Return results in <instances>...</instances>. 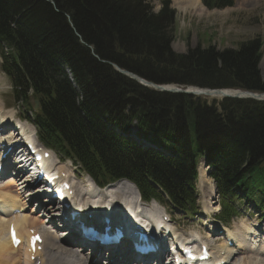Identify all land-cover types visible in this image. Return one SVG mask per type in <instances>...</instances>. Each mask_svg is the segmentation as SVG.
<instances>
[{
	"label": "trees",
	"instance_id": "trees-1",
	"mask_svg": "<svg viewBox=\"0 0 264 264\" xmlns=\"http://www.w3.org/2000/svg\"><path fill=\"white\" fill-rule=\"evenodd\" d=\"M205 3L218 8L233 0ZM175 20L169 0L158 13L146 0H0V48L10 49L9 74L25 106H33L30 87L41 102L35 115L41 138L61 141L94 172L134 177L140 184L152 179L181 205L191 200L197 162L206 156L223 193L264 206V102L226 99L209 106L192 96L151 90L99 60L156 83L264 91V43L176 53ZM61 64L73 72L79 90ZM135 120L172 155L137 145L134 150L105 122L128 129Z\"/></svg>",
	"mask_w": 264,
	"mask_h": 264
},
{
	"label": "bare ground",
	"instance_id": "bare-ground-1",
	"mask_svg": "<svg viewBox=\"0 0 264 264\" xmlns=\"http://www.w3.org/2000/svg\"><path fill=\"white\" fill-rule=\"evenodd\" d=\"M174 1L178 9L181 10L182 12H185L187 9H192L196 11L199 15L208 14L210 12V10H208L204 6L202 0H174ZM242 2L244 5H248V3H250L256 6L260 1L259 0H242ZM71 73L73 74L72 71ZM213 96H216V95H213ZM3 107L4 105L0 103V111L4 110L8 112L10 117L15 114V110L13 108L5 110ZM3 118L8 119V116L3 117ZM105 122L107 126L112 130L111 128L112 123L110 121H105ZM18 129L21 130L20 134H23L24 137L26 138L29 137L28 139L31 140L32 136H29L28 134H26L27 133L26 129L28 131L30 130V134H32V132L34 131L31 124L24 123L21 125V127L16 128L15 130H18ZM115 136L119 138L116 134ZM18 139L19 138H13L12 140L16 141ZM122 142L128 144V146H130L133 149L137 148V146L131 142L127 143L124 140ZM5 146H6V149H9L10 147H12V145H10L9 143H7ZM142 147L151 150L149 146L148 147L142 146ZM14 151H15V146L12 147L11 154H13ZM43 162L47 164L53 163L52 157L51 159L47 161L44 160ZM202 163L204 164L205 167H207L206 165L211 166V164L209 163L205 164L204 161L202 160V162H200V168H201ZM67 167H68L67 164L65 165L61 164L60 166L55 167V168L60 173H63V172L68 173V170L66 169ZM201 170H200V177L202 175ZM28 173H30V171ZM23 178H24L23 179L24 181L22 182L23 188L29 187L31 184V180H32L31 175L30 176L27 175L25 177L23 176ZM13 180L14 178L10 177L5 183H0V199L3 202V207L5 211L4 215L0 214V260H3V259H5L3 261L10 260L11 264H99L102 261L104 263L108 262V264H125L124 258H120L119 256H113V258L106 256L105 258L101 254L100 251H97V255L91 254V255L84 256L80 254V252L75 251L74 249L70 248L69 245L74 243L75 240H73L72 238L66 239V237L65 238L62 237L64 236L66 230L58 234V232L54 231L51 227L44 224L43 220H41L36 214L37 212H35V210H38L37 207H31L29 213L24 212V210L28 208L27 202L25 201V199L30 196H33V198H35V195L37 192H39L40 187H38V189L29 190L28 191L30 193L29 196L24 198L22 197V193L24 192L23 189L18 188V194L14 193L15 191L12 185ZM81 184H83L84 187L87 186L89 189H91V191H93L94 193L100 194V195L109 194L111 196H114L118 194V192L119 193L122 192V194L126 195V197L124 199H121L120 202L117 201V202L110 203L109 200L105 199L104 200L105 208H108L109 206H111L113 211L121 210V204H122L123 207L129 212L127 214H130L132 216H137V217L149 215L153 221L158 222V220H160V217L158 215L154 213L152 214L151 212L145 211L143 209L144 205H142L139 202V198H140L139 192L137 188L135 187V185L132 184L131 182L124 180L114 185H111V187L105 190H98L96 186L92 183L89 177L85 179L83 183L81 182ZM213 186H214L213 182L210 181L209 187L213 189ZM74 187L76 189L75 185ZM74 187H72V189H74ZM81 190L82 189H79V190L76 189V192H80ZM89 197H93V196L89 195ZM83 202L88 203L90 207H95L97 204V202H94L91 199L83 200ZM153 205H158V204L154 203ZM209 207H207V210H206L207 218H210L209 214H211V212H213L217 208V207L216 208H213V207L209 208ZM17 208H18L17 214L16 215L12 214L13 210ZM97 208H104V206L101 204ZM120 218H122V216H120ZM11 222L15 223L17 227L18 235L20 238L26 241V245H20L17 248L12 246L11 241L8 236L9 227H10ZM58 225L60 226V223H58ZM31 229H34L35 232H40L43 237V242L41 244L42 250L37 249L35 253L30 252L27 246V243H29V238L31 235ZM213 229L216 230L215 225L213 226ZM213 229L211 228V230ZM232 234L234 236V237L232 236V238L236 242V244L233 247H228L225 243L221 244L219 247L213 245L212 247L215 253H219V251H216V250H221L222 248H226L228 250V260L230 261V264H263L262 260L259 257L260 255L259 253H261L260 251L261 248L257 251L256 250L253 251L252 247L249 248V252L253 253L252 255L253 259L247 258L245 256L246 252L248 251L246 244L250 240H251L250 242H252V240L255 239L254 236L257 234L256 230L250 227L245 229L243 237H241L235 232H232ZM175 235H178V233L176 234L175 232ZM182 235L183 234H180L178 236H182ZM72 237L75 238L74 236ZM263 242H264V239H263ZM39 246L40 245H38L37 247ZM120 249H122V247H120ZM116 250H119V248L116 247ZM254 254L256 255L254 256ZM32 255L35 257L34 260H32ZM128 259H131V258H128ZM0 264H2V261L0 262Z\"/></svg>",
	"mask_w": 264,
	"mask_h": 264
},
{
	"label": "rangeland",
	"instance_id": "rangeland-1",
	"mask_svg": "<svg viewBox=\"0 0 264 264\" xmlns=\"http://www.w3.org/2000/svg\"><path fill=\"white\" fill-rule=\"evenodd\" d=\"M259 1L260 2L255 6L250 3H248V5H244L242 0H233V5L218 8H210L203 3L204 6L208 10H210V12L208 14L199 15L192 9H187L185 12H182L176 6L175 1L170 0L171 6L176 13V20L173 27V50L176 53L184 54L188 53L189 50L198 47H213L214 50L222 52L227 48L238 50V48L241 47V44L243 45L244 43H248L251 41L255 42L257 40H260L262 43H264V0ZM146 3H148V6L153 9V12L156 13L163 8L164 0H146ZM262 50L263 53L259 69L261 78L264 81V45ZM13 88L14 84L9 73L3 72V70L1 69L0 59V103L14 108L17 120L18 115H20L23 119L27 115V112L25 111L27 109H24L23 107L18 108L13 96ZM28 90L29 89H27V92ZM203 100L207 101L209 105H213L214 99ZM29 115H32V113L30 112ZM53 161L54 157L52 158V162ZM65 163L67 165L70 164L67 161ZM201 168V182L202 184L205 183L209 185V182H213V180L209 176H207V168L203 163L201 165ZM80 173L83 175L82 172ZM73 180L75 183L78 182V180L74 177ZM198 183L200 184V181ZM120 193L118 192V194L112 196L114 197V202H120L121 199H124L126 197L125 194H122V192ZM211 207L215 208L212 204L209 208ZM243 207H245V204H243L240 208ZM249 210H253L252 207ZM174 215L178 219L180 218L185 226L191 225L193 234L196 232L195 226L200 227L202 226L201 223H203V221H206L202 216L186 217L182 215L181 212L174 213ZM259 218L260 217H258L257 215L247 216L238 222H233L232 229L240 234L242 231L241 224L253 226L255 223H257V220ZM262 222L264 226V221ZM215 223L219 227H221L219 223ZM240 236L243 237V235ZM252 255L253 253L246 257L253 259ZM255 255L256 254H254V256ZM261 257V260L264 259V253L261 254ZM3 260H0V262L2 261V264L6 263ZM262 263L264 264V260L262 261Z\"/></svg>",
	"mask_w": 264,
	"mask_h": 264
},
{
	"label": "water",
	"instance_id": "water-1",
	"mask_svg": "<svg viewBox=\"0 0 264 264\" xmlns=\"http://www.w3.org/2000/svg\"><path fill=\"white\" fill-rule=\"evenodd\" d=\"M120 72L132 77L133 79L141 82V83H146L147 85L150 84V81H145L142 77L138 76L135 73L129 72V71H125V70H119ZM156 88L160 89V90H166V88H164L163 86L160 85H155ZM169 91L171 92H184V93H190V94H202L205 96H210V95H220L224 98H239V99H255V100H262L264 99V93H255L249 90H232V91H227V90H218V89H209V88H205V89H201L199 90L198 88L196 89V91L194 92H189L188 90H182V89H178V88H173V89H169ZM36 109L39 108V101H36Z\"/></svg>",
	"mask_w": 264,
	"mask_h": 264
},
{
	"label": "snow or ice",
	"instance_id": "snow-or-ice-1",
	"mask_svg": "<svg viewBox=\"0 0 264 264\" xmlns=\"http://www.w3.org/2000/svg\"><path fill=\"white\" fill-rule=\"evenodd\" d=\"M12 234H13V240H14V242H17L18 243V241H16V239H15V229L14 228L12 230ZM36 239H38V237H34L33 238V245H34V242H35Z\"/></svg>",
	"mask_w": 264,
	"mask_h": 264
}]
</instances>
